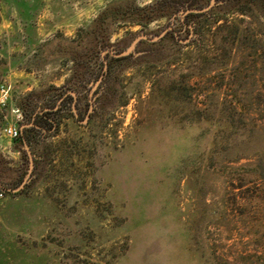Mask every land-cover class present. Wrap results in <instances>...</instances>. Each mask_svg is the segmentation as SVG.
Instances as JSON below:
<instances>
[{"label": "rangeland", "instance_id": "1", "mask_svg": "<svg viewBox=\"0 0 264 264\" xmlns=\"http://www.w3.org/2000/svg\"><path fill=\"white\" fill-rule=\"evenodd\" d=\"M209 2L0 0V264H264V0Z\"/></svg>", "mask_w": 264, "mask_h": 264}, {"label": "water", "instance_id": "2", "mask_svg": "<svg viewBox=\"0 0 264 264\" xmlns=\"http://www.w3.org/2000/svg\"><path fill=\"white\" fill-rule=\"evenodd\" d=\"M213 4H214V0H210V3H209V5L207 7L203 8V9H200V10H196V11H194V10H188V11L185 12V14H187V13H204V12H207L212 7ZM164 34H165V32H163L161 35H159V36H157V37H155L153 39H148L145 36H139V37H137L132 42V44L130 45V47L125 52H123V53H121L119 55H116V56H120L121 57V56H126V55L130 54L134 50L136 44L140 40H147L149 42H155V41H158ZM71 95L73 97L75 96L74 93H71ZM73 110H74V107H73ZM24 149H25V151H26V153H27V155L29 157V160H30V168H31L32 167V162H31L32 161V157H31L29 148L27 146V143L25 141H24ZM0 188L4 189L3 186H1V185H0ZM22 188H23V185H20L18 188L14 189V190H8V189H4V190L7 191V192H13V193H15V192L20 191Z\"/></svg>", "mask_w": 264, "mask_h": 264}, {"label": "built area", "instance_id": "3", "mask_svg": "<svg viewBox=\"0 0 264 264\" xmlns=\"http://www.w3.org/2000/svg\"><path fill=\"white\" fill-rule=\"evenodd\" d=\"M9 98V92L5 84H0V109L5 107ZM18 118L21 117V114L18 113ZM1 137L9 140H16L20 137V128L16 126H6L1 130ZM4 197V192H0V201Z\"/></svg>", "mask_w": 264, "mask_h": 264}, {"label": "flooded vegetation", "instance_id": "4", "mask_svg": "<svg viewBox=\"0 0 264 264\" xmlns=\"http://www.w3.org/2000/svg\"><path fill=\"white\" fill-rule=\"evenodd\" d=\"M209 3H210V2H209ZM208 5H209V4H208ZM106 70H107V69H106ZM105 74H106V72H103V75H105ZM47 113H48V112H47ZM47 113H45V114H44V117H43V119H45V120H46L45 117H46V114H47ZM41 118H42V117H41ZM46 122H48V121L46 120ZM50 124H51V123H50ZM20 136H21V131H20Z\"/></svg>", "mask_w": 264, "mask_h": 264}, {"label": "trees", "instance_id": "5", "mask_svg": "<svg viewBox=\"0 0 264 264\" xmlns=\"http://www.w3.org/2000/svg\"><path fill=\"white\" fill-rule=\"evenodd\" d=\"M48 114H46V116H47ZM42 121H45L46 122V120L45 119H42Z\"/></svg>", "mask_w": 264, "mask_h": 264}]
</instances>
